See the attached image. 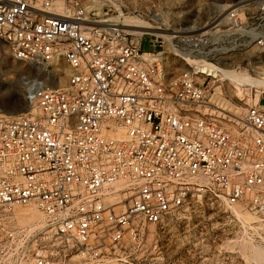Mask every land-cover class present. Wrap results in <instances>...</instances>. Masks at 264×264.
<instances>
[{"label": "built area", "instance_id": "built-area-1", "mask_svg": "<svg viewBox=\"0 0 264 264\" xmlns=\"http://www.w3.org/2000/svg\"><path fill=\"white\" fill-rule=\"evenodd\" d=\"M55 1L0 0L9 54L44 66L60 60L67 71L64 87L26 85L33 112L0 113V264L97 260L202 195L264 221V91L228 129L191 110L216 77L184 59L218 64L233 44L264 47V0H236L222 28L155 37L150 50L143 36L95 22L79 0H68L66 15ZM156 48L190 67L167 78L165 59L143 57ZM117 127L123 137L109 135ZM29 205L42 221L16 225L14 210Z\"/></svg>", "mask_w": 264, "mask_h": 264}, {"label": "rangeland", "instance_id": "rangeland-1", "mask_svg": "<svg viewBox=\"0 0 264 264\" xmlns=\"http://www.w3.org/2000/svg\"><path fill=\"white\" fill-rule=\"evenodd\" d=\"M235 1L79 0L87 11L94 14L96 20L106 16V20L111 21L121 18V24L122 15L136 17L161 29L154 32L167 31L168 34L173 31L194 34L214 25L224 26L227 11L236 6ZM261 23L264 27V19ZM142 36L144 41L141 49L150 50L149 40L155 39V36ZM233 46L217 57L228 70L245 73V69L250 66L264 67V47L254 43L248 47ZM155 50L159 53L162 51L166 56L163 66L167 78L187 70L190 67L188 63L193 64L174 56L166 48ZM59 67L63 76L59 87H64L67 71L60 60L48 66L16 60L0 40V113L17 116L33 111L26 97V85L40 81L53 88L52 80L57 79ZM221 85L220 82L211 84L212 91L207 101L201 106L194 105V114L206 113L221 125L237 126L235 121L243 122L241 119L246 107L256 100L252 95L257 91L251 90L250 97L231 82L224 81ZM231 208L217 204L206 195L196 197L186 209L172 215L163 227L146 226L143 239L126 242L117 250L110 249L94 261H82L74 257L65 264H263L258 256L252 254L251 248L258 246L264 251V221L260 222L258 216L249 213L250 226L244 227Z\"/></svg>", "mask_w": 264, "mask_h": 264}, {"label": "bare ground", "instance_id": "bare-ground-1", "mask_svg": "<svg viewBox=\"0 0 264 264\" xmlns=\"http://www.w3.org/2000/svg\"><path fill=\"white\" fill-rule=\"evenodd\" d=\"M52 9L55 13H58V14L66 15V14L70 13L69 9H68V5H67L65 0H56L53 4ZM122 18H123V22L121 24H120L121 18H120V20H118V21L115 20L116 22L115 21H113V22L119 24L122 27L127 28L132 34H135L138 37H141L144 34H148L151 36L154 35L155 37H163L166 39L171 38L170 37L171 34H168L167 31H156V32H154L153 30H161V29L157 28V27H153L149 23L142 21L141 19H138L136 17L123 16V15H122ZM226 20H227V16H226ZM100 21H111V20H106V19L96 20L95 19V22H100ZM215 26H217L219 28L223 27L221 25H215ZM176 32H179V31H173L172 34L176 33ZM143 57L149 61L153 60V58L166 59V56L163 55V52L155 54L154 56L145 52L143 54ZM184 59L188 60L189 62H192L193 64H196L197 67L201 70V72L208 74V75H212L213 77H216V79L211 80L212 83L213 82H220V86H222L221 84L224 81L231 82L235 87H237V86H238L237 88L241 87L242 93L245 96H250V97H251L250 88L255 87L257 92L254 95H252L256 98L255 101L258 100V98L261 95V92L264 91V67L261 68V66H259V67L258 66L257 67L250 66L249 68L245 69V71H244L245 73H243V72L241 73V72H237V71L235 73L230 69L228 70L227 67L223 66L221 64V61L217 64V63L205 61L204 59L199 60V59H195V58H191V57H187V56H185ZM59 70H60V67L57 69V74H56L58 80L57 79L52 80V85H53L52 87L53 88L59 87L60 81L63 78V76ZM198 79L200 81H202L201 76H198ZM210 91H212V88ZM201 105H203V104H197L196 106H201ZM191 110L194 112L193 106L191 107ZM235 122H236L235 124L242 125L241 121H235ZM225 127L228 129H231L233 131L236 130V126L234 124H231V126H225ZM124 134H125V131L121 127H117L115 129V131L109 133V135L113 136V137H123ZM231 207L230 208L233 209V211H234V212L233 211L232 212L235 213L237 218L243 223L244 227L251 223V220L249 218V213L255 216V214H253L249 210L242 208L239 205H234ZM239 207L244 211L241 212ZM255 217H257V216H255ZM14 219H15L14 221L16 224L18 222L20 225H33L34 223L37 224V223H40V221H42V215L38 212V210L33 205L21 206V207H17L14 210ZM260 222H262V221L260 220ZM31 223H33V224H31ZM251 249H252V251H251L252 254L258 256V258L264 264V251H262V249L258 246H255V248H251Z\"/></svg>", "mask_w": 264, "mask_h": 264}]
</instances>
